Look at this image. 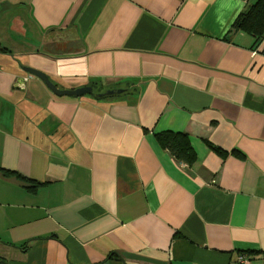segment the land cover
<instances>
[{"label":"crops","instance_id":"0c3cea01","mask_svg":"<svg viewBox=\"0 0 264 264\" xmlns=\"http://www.w3.org/2000/svg\"><path fill=\"white\" fill-rule=\"evenodd\" d=\"M255 1L0 0V264H264Z\"/></svg>","mask_w":264,"mask_h":264},{"label":"trees","instance_id":"16d2710c","mask_svg":"<svg viewBox=\"0 0 264 264\" xmlns=\"http://www.w3.org/2000/svg\"><path fill=\"white\" fill-rule=\"evenodd\" d=\"M233 27L251 35L257 42L264 39V0H256L243 13H240L234 20ZM156 139L163 148L169 150L175 158L187 165H192L196 161V154L187 134L165 131L157 133ZM214 149L225 155L218 148ZM0 174L5 178L15 180L30 192L36 191L41 186L40 182L25 177L17 171L0 167Z\"/></svg>","mask_w":264,"mask_h":264},{"label":"water","instance_id":"95a60500","mask_svg":"<svg viewBox=\"0 0 264 264\" xmlns=\"http://www.w3.org/2000/svg\"><path fill=\"white\" fill-rule=\"evenodd\" d=\"M22 69L26 71L27 73H30V74H33L39 77L44 82V84L56 95H69V96L79 97L85 94H92L95 97L100 98L106 95H112L115 93L122 92L121 89H109L104 92L96 93L93 91V88L91 86H83V87H79L75 89H60L56 87V85H54L52 81H50V79L47 77V75L44 72L34 69L32 67H22Z\"/></svg>","mask_w":264,"mask_h":264},{"label":"built area","instance_id":"2783aa9c","mask_svg":"<svg viewBox=\"0 0 264 264\" xmlns=\"http://www.w3.org/2000/svg\"><path fill=\"white\" fill-rule=\"evenodd\" d=\"M239 260L241 262H246L247 261V259L243 255L239 256Z\"/></svg>","mask_w":264,"mask_h":264}]
</instances>
